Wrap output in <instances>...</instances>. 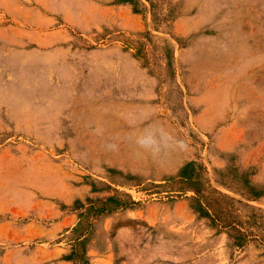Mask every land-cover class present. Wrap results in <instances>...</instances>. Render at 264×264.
Segmentation results:
<instances>
[{"label":"rangeland","instance_id":"rangeland-1","mask_svg":"<svg viewBox=\"0 0 264 264\" xmlns=\"http://www.w3.org/2000/svg\"><path fill=\"white\" fill-rule=\"evenodd\" d=\"M0 264H264V0H0Z\"/></svg>","mask_w":264,"mask_h":264}]
</instances>
